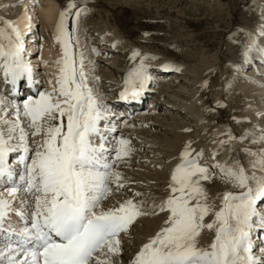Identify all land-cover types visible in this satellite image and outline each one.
Returning <instances> with one entry per match:
<instances>
[{
    "label": "snow or ice",
    "instance_id": "1",
    "mask_svg": "<svg viewBox=\"0 0 264 264\" xmlns=\"http://www.w3.org/2000/svg\"><path fill=\"white\" fill-rule=\"evenodd\" d=\"M84 11L77 0H68L55 30L63 51L55 61V84L22 103L9 96L23 80L29 87L36 82L22 55L20 30L0 20V83L12 86L11 93L0 92V187L7 193L0 191V264H117L121 235L149 214L134 199L105 206L125 187L116 165L131 148L127 139L109 138L116 127L88 84L83 57L74 53L69 18ZM261 40L264 24L248 32L245 64H251L253 51L264 58ZM139 55L134 51L131 58ZM151 79L141 59L128 73L121 97L136 98ZM239 138L259 144L264 131L246 130ZM191 151L186 144L165 198L152 205L151 214H162L163 223L129 264H264L253 244L255 232L264 237V148L245 149L252 158L247 167L239 160L205 166L199 162L203 153L194 157ZM217 170L227 185L219 206L209 203L204 187ZM206 233L210 242L202 244Z\"/></svg>",
    "mask_w": 264,
    "mask_h": 264
},
{
    "label": "bare ground",
    "instance_id": "2",
    "mask_svg": "<svg viewBox=\"0 0 264 264\" xmlns=\"http://www.w3.org/2000/svg\"><path fill=\"white\" fill-rule=\"evenodd\" d=\"M0 1H1L0 3H2V7L5 5H8V11H6L4 9H3L4 11H2L1 7H0V15L2 14V17H4L5 20L11 21L16 27H18V29L20 30L22 35L27 30H30V33L27 35V37H29L30 39L33 38L32 39V40H34L33 43L38 41L39 40L38 30H37V26L35 25L37 11H34L35 7L32 8V6L33 5L35 6V3L39 2V0H0ZM110 1L122 2V1H126V0H110ZM127 1H130V0H127ZM67 2H68V0H45L44 6H42L39 10V13L41 15L43 23L49 24V22L51 20H54V18L56 17L55 6L58 7V5H56L57 3L59 4L60 9L62 11ZM253 3L257 9V10H255V16H254V19L257 21L252 25V29H250L251 32L256 31L257 25L264 24V15H262V14H264V0H254ZM185 5H186V3H185ZM189 5H190V3H189ZM197 12H198L197 7L196 8L195 7L194 8H189V7L183 8L182 7L181 9L178 10V14L181 16L188 14V13H193V15H194ZM58 20H59V18H58ZM58 20H57V22H58ZM70 22H72L71 17L69 18V23ZM73 22H74L75 26H80V25H78L79 21L76 17L74 18ZM75 26L73 27V30H75V28L78 29V27H75ZM55 29H56V27H55ZM102 29H104V28H102V27L99 29L95 28L93 31H91V34H89V35H86L87 31L85 29H82L81 33L79 30L80 34L76 35L75 34L76 30H75L74 31V45L75 46H74L73 50L77 53L78 52L81 53L82 56H84V59H86V61L88 60L87 63H85L86 65L84 66L85 72L87 71L86 72L87 78L88 77L91 78V79H89L88 84L93 89V92H94L95 96L99 99L101 105L108 110L109 120L113 121V123H111V125H115V127H116V131L113 133H117V130L118 131L120 130V132L122 131V133H123V135H121L119 138H117V139L115 138V139L119 140L121 138H124L130 142L131 154L128 157L124 158L123 161L118 162L116 165L117 170H119L122 173V175L125 179V187L127 186V189H125V187H124L123 189H120L118 192H114V194H112V198H110L108 201H106L105 206L115 205L118 202L123 201L125 199H134V197L136 198V195H135L136 193H141L138 191H134L135 193L131 192L130 197H126L127 195L126 196L120 195L122 192H124V190H128L130 187H134L135 184H134V181H131L132 180L131 177L134 175L135 176L137 175V173H136L137 171H135V170L140 169V168H146L148 166V164L149 165L151 164L149 162L147 163V161H149V160H147V158L150 160L152 159V157L150 158L152 152L150 154H148L149 156L144 155L145 157L148 156L146 159L136 157L135 154L136 153L140 154L141 151H145V150L150 151V147L147 148L148 145L145 146L144 144L145 143H147V144L151 143L150 145H152L153 142H151V140L144 141L143 139L142 140L136 139L135 137L136 136L143 137L141 135L142 130L140 128H142L146 123H148V124L151 123L150 125H148L150 127H152V126L157 127L161 123L159 121L161 114L158 115L157 114L158 112H161V111L171 112L173 110L178 111V112H174V113L170 114L168 117L163 118V119L166 118V120L168 119V121L170 119V121H172L173 124H175L179 127L178 128L177 126H175L177 130L174 129V127H173L174 130L171 129L172 131L168 132L169 136L167 137V135H166V137H164V139H162L163 144L160 142L162 144V147L160 145V147L162 149H159V148L156 149V151L158 150V153L165 156V163L162 159H159L157 161H155V159L152 160L154 162L151 161L153 165L154 164L155 165L160 164V162L162 163V161H163V163L165 164L169 173L162 174V173L156 172V174H155V172H154L151 174H145V172L150 171V169H148L146 171L144 170L143 172L140 170V173H139L140 176L143 175V176L147 177L150 175L149 176V179L151 178L150 180H153L154 179L153 177H157V178L161 177L162 183L161 182L160 183L163 184V186H161V187H164L166 184L168 185V183L170 182L171 170L174 169L175 166L180 162V153L182 151L179 152V149H181L182 146H184L186 144H190V147L195 148V149H193L194 151L191 153L192 156L195 157L197 155V153H200V152L203 153V155L199 156V162L202 165L214 166L217 163L222 164V165H226L225 160H223V158H221V159L216 158V155L215 156L213 155L214 152L212 150H209V152H207L208 149H210V148L213 149V147H214V145H213L214 142L209 135L210 134L209 132H212L213 130H209L212 126H210V125H209L210 127L206 126L208 121H206L207 118L206 119L204 118V111L206 110L207 105L206 106L201 105V102H199V101L202 100V98L200 99L199 94L203 95V93H204L203 91L206 88H208V86H207L208 82L205 80L201 85L202 88L199 87L201 82L198 85L196 84V83H198L199 80H201L203 78L205 73H206V75L204 77H206L210 81L209 83H211L209 85L208 90L210 91V94L215 99L227 100V99H230V98H228L230 96L232 101L233 100L239 101V102L242 101L243 102V103L241 102L242 107L239 110L241 114L239 117L244 116L245 120H249V121H251V123H253V125H257L259 121H257V123H256L255 122L256 120H254L255 119L254 116L255 115L257 116V114L260 113L262 116V120L260 122H262V121L264 122V59L261 58L259 53L253 51V53L251 54L254 57V59H252L251 63H254L256 65V68H257L256 71H254L255 69L252 68V70H250V72H247V69H245V68H247L248 66H251V64L248 65V64L244 63L243 54H242L241 59L238 60V61H240L238 65H240L241 67L237 68V67L233 66V69L230 72H228V76H227V75L221 74V70H220L221 66L217 67V65H216V67L220 71L214 72L216 70L215 69L216 67L213 65L214 62L212 65L215 68L213 69V66H212L210 71H208L207 68H209V66H211L210 63L214 60L208 62V60L206 59L207 57L205 56L206 54L202 55L203 53L202 54L200 53L201 55L198 57L197 53L193 52V54L190 53L189 57L186 54H183L184 56L181 55L182 61L187 62V63L183 62L182 66H181V63L178 64L176 61H174V59L172 60L173 62H169L170 60H168L166 62H151L150 59L148 61L149 56H147L148 58L146 57L144 64L147 66L148 74L151 76V78H153V81L152 80L149 81V83H150L149 85H152V86H150V89H156L157 91H159V93H157V94L153 93L152 94L153 96H155V98H154V102L150 106L151 108H148V110H145V109H147V102H143L139 106V108L136 109L138 116L132 120L125 121V123L122 124L121 129H119L120 124L117 125V123H120L119 121H121V119L125 118L126 116L123 117V114L125 111L123 109L120 110L121 104L117 101L118 94H119V91L121 90V88L125 85V80L127 79L128 73L130 72V70L133 69L134 67L138 66L139 64H133V65L128 67L126 64L122 65V63H123V61H122V63H121L122 66L120 65L122 68L118 69L117 67L112 66V65H115V61L111 57L115 54V52H122L123 50H125L124 47L126 46V44H125L126 42L124 43V41L121 37H115L116 34H115V36H113L112 33H108V31H107L108 34H106L104 32L105 29H104V31H101ZM246 31L244 33H242V35L245 36L246 39L248 40V32H246ZM235 36L238 37V35H235ZM239 38H238V40H239ZM42 39L44 40V46L42 48L41 59H42V64L45 68L44 73H46V75H47L50 70L56 71V69H59V66L55 63L56 59H58V58H56L55 60H53V59L49 60L50 52L52 55V51H53V50L51 51V49H52L51 42L46 37H43ZM93 40H94V42H91ZM236 40L237 39L235 38V41ZM247 40H246V43H247ZM4 42L7 43V41H4ZM121 43H123V45ZM260 43L264 44V40H261ZM22 44L26 45V43L23 42V39H22ZM28 47H29V45H28ZM242 50H244V49H242ZM136 51H138V50H136ZM132 53H130V54H132ZM53 54H54V52H53ZM54 55H55L54 57L57 56L56 54H54ZM91 55H94V56L92 58H90ZM32 57H35V56H32ZM58 57H60V56H58ZM117 58H119V57L117 56ZM215 61H216V59H215ZM100 62H103V63H101L100 71H98V72L94 71V73H90L91 70L92 71L95 70V67L97 65H99ZM257 63H259L260 65H258ZM118 67H119V65H118ZM199 68L201 71L198 73ZM225 68L227 69V67H225ZM177 69H179V70L177 71ZM46 70H48V72H46ZM224 70H223V72H224ZM38 71L39 70L37 69V73H38ZM225 72H227V70H225ZM155 75L157 77H155ZM251 75L253 77H251ZM159 76L161 79L165 80V83L162 85L159 82L158 83L155 82V80L159 79ZM225 76H227L226 80H225ZM46 77L48 78V76H46ZM175 77H177V78H175ZM51 78L46 79L47 85H48L47 87H49V89H50L49 91H51V88H52L51 86H53L52 83H49V81H51ZM115 78H116V80H115ZM185 79H187V80H185ZM241 79L242 80L247 79V81L244 80V81H242L243 83H241V84H246V85H241V84L237 83V80H241ZM174 82H179V83L174 85ZM113 85H115V86H113ZM173 85L177 86L178 90L174 89L172 87ZM181 85H182V88H180ZM158 86H161V88H157ZM197 87H198V89H197ZM40 88H41V86H40ZM40 88H39L40 91H46L48 89V88L47 89H44V88L40 89ZM114 88H116V89H114ZM108 90L110 91V92H108V97L103 101V98L105 97L104 91H108ZM0 92L10 93L9 89H4L3 91L0 90ZM244 92L247 94V96L244 95ZM28 94H30V93H28ZM28 94H26V95H28ZM98 94H100V95H98ZM205 97H206V101H208V99L211 100L210 97H208V96H205ZM23 98H25V96L21 97V94L20 95L18 94V97L16 98V100L18 102L22 103ZM9 99H13V96L10 95ZM160 103L164 105L163 106L165 108L164 110L161 109L162 105L160 106ZM215 103L218 104L217 102H215ZM233 103H235V102H233ZM151 113H153L154 115L150 116ZM179 113L180 114L182 113V115L180 116ZM117 116H119V118H117L118 121L114 119ZM158 116H160L159 119H157ZM216 117H213V115H210V118L212 120H216ZM163 119H161V120L163 121ZM153 123H155V124H153ZM165 123L167 124V122H165ZM169 125H170V123H169ZM185 126H186V128H185ZM254 131L256 133H258V131L260 133H261V131H264V123L258 124L257 128ZM139 133H140V135H139ZM134 134H137V135H134ZM245 134H246V132H244L243 136ZM198 135L201 136V139L197 138ZM111 136H112V134H111ZM109 138H111V137H109ZM186 139H187V142H186ZM133 142H134V146H133ZM246 144H249L250 146L252 144V145H254V147L257 146L256 144L252 143L250 139H248V141H246ZM154 145L155 144H153V146ZM237 145H238V143H237ZM236 146H234V147H236ZM241 146H242V144H241ZM258 146H259V148H264V142L259 143ZM253 150H256V149H253ZM220 151L225 152V150H222V149ZM216 152H215V154H216ZM154 155L155 154H153V157L156 156V155L155 156ZM141 157H142V155H141ZM13 161L15 164V160H13ZM139 162H141V163H139ZM144 163L145 164L147 163L146 167L142 166ZM163 163H162V165H163ZM244 165L246 167L248 166V164H244ZM20 168L22 170L23 165H21ZM132 171L135 173H132ZM210 171H212V167H210ZM248 171L251 172L252 169L248 168ZM215 173L217 174L216 175L217 176L216 181L215 182L213 181L215 184L212 187L210 186L211 188L207 191V196H208L209 203L215 202L216 205L219 206L220 199L222 198L223 193L227 188V185H226L224 180L220 179L221 177H219V176H221V175L219 174V171L217 170ZM135 178L137 179V176ZM140 179H142V178H140ZM156 181H158V180H156ZM159 181H160V179H159ZM136 182H137V180H136ZM147 182H148V180H147ZM139 183L142 184L141 180ZM149 183H151V181ZM155 183L153 184V186L150 184L152 187L150 190L145 189V193H147V195L144 197H146L147 199L148 198L150 199L149 205L151 207L154 203H159V201H160L158 199V196H157V195H159L158 192H160L159 191L160 189H158L159 187L156 188L154 186ZM144 184L146 185V183H144ZM205 184H207V183H204V185ZM145 187L148 189L149 185L147 184ZM207 187H209V186H207ZM133 189H135V188H133ZM156 189H158V191ZM161 189H163V188H161ZM167 190H168L167 188L163 189L164 197L166 196ZM2 191L5 193V195H7L6 189H3ZM161 195L163 196V194H161ZM161 197L159 196V198H161ZM134 200L140 201L141 199H134ZM157 219L158 218H156L154 221V218L153 219H151L150 217H149V219L143 218L142 219V221L144 220L143 224H142L143 226L141 227L140 226L141 223L139 221L140 217H139L138 219H136V222H134L135 223L134 226H131L127 233H123L121 235V239L123 237H125L124 239H122V241H124V242L131 241V240H129V237H131V236L134 237V235H135V240H132V242L135 241L133 244L136 245L137 248H139L143 242H146V239H148V237L150 235L152 236L159 229V227L163 223L164 217L162 214H160V219H158V220ZM259 234H260L259 232H255L253 235L255 237ZM210 239H211V234L206 233L204 238L201 240V243L202 244L209 243ZM125 244L126 243H124L123 245L125 246ZM253 244H254L255 255L257 257H264V252L260 251L261 248H264V243H262V241L259 240V237H257L256 240L253 241ZM120 259L121 258H119V261H120Z\"/></svg>",
    "mask_w": 264,
    "mask_h": 264
},
{
    "label": "rangeland",
    "instance_id": "3",
    "mask_svg": "<svg viewBox=\"0 0 264 264\" xmlns=\"http://www.w3.org/2000/svg\"><path fill=\"white\" fill-rule=\"evenodd\" d=\"M185 1L186 0H130V1L126 0V1H122V2H117V1H110V0H77L78 6L82 7L85 10L84 12H82L80 17L78 18V21H79L78 25H80L81 27L75 26V24L73 22L75 17L73 16V17H71L72 22L69 23V29L72 31L74 26L78 27V29L75 28L76 31L74 30L76 35H79L81 33L82 29H85L87 31L86 35H89V34H91V31H93L95 28L99 29L102 27L105 29V31H104V29H102L101 31H104L106 34L112 33L113 36H115V34H116L115 37H121L123 39L124 43L126 42L125 43L126 46L124 47L125 50H123L122 52H115V54L111 57L115 61V65H112L110 63L112 66L117 67L118 69L122 68L121 66L123 64H126L128 67L133 65V64H139L141 59H143V61H145L147 56H149V58L147 57L148 61L150 59L151 62H166L168 60H170L169 62H173L172 60L174 59V61H176L178 64L181 63V66H182L183 62L184 63H187V62L182 61L181 55L186 54L189 57L190 53L193 54V52H195V53H197L198 57L202 53H203L202 55L206 54L205 56L207 57L206 59L208 60V62L214 60L210 63L211 66H209V68H207L208 71H210V69L213 65L215 67L217 65V67L221 66L220 67L221 74L228 76V72H230L233 69V66L235 67V65L239 64L240 61H238V60L241 59V56L243 54L242 49H244L247 39L245 36L242 35V33H244L246 30H247L246 32H250L251 31L250 29H252V25L257 21L254 19L255 10H257L254 3H253L254 0H187L186 2ZM44 3H45V0L44 1L39 0V2L35 3V6L34 5L32 6V8L35 7L34 11H37L35 25L37 26L39 37H42L44 35L43 37H46L48 40H50L51 46H52L51 51L52 50L53 51H52V55L50 52L49 60H52V59L55 60L56 58H60L63 55L61 45L55 38V30H56L55 27H56V23H57V20L59 18L61 9H60L59 4L57 3L56 5H58V7L55 6L56 17L54 18V20H51L49 22V24L43 23L41 15L39 13V10L42 6H44ZM185 3H186V5H185ZM189 3H190V5H189ZM0 7H1L2 11H4V10L8 11V5H5L2 7V3H0ZM182 7L183 8L184 7H189V8H194V7L196 8L197 7L198 12L195 13L194 15H193V13H188V14L181 16L178 14V10L181 9ZM0 20H5V18L2 17V14L0 15ZM79 30H80V33H79ZM107 31H108V33H107ZM235 35H238V37H236ZM235 38L237 39L236 41H235ZM238 38H239V40H238ZM91 42H94V40ZM121 44L123 45V43H121ZM136 50H138L140 55L137 56L133 60L131 58L132 54H130V53H132ZM53 52H54V54L57 55L56 57H54L55 55L53 54ZM74 53L76 55V58H78V59L80 57H83V60L85 61L84 62V66H85L86 65L85 63H87L88 60L86 61V59H84V56H82L81 53H79V52L77 53L75 51H74ZM58 56H60V57H58ZM93 56L94 55H91L90 58H92ZM117 56L119 58H117ZM215 59H216V61H215ZM122 61H123V63H122ZM213 62H214V64H213ZM101 63H103V62H100V64L96 66L97 68L95 67V70H93V71L91 70L90 73H94V71L95 72L100 71ZM121 63H122V65H121ZM117 64L119 65V67ZM214 66H213V69L215 68ZM254 66H248L245 69H247V72H250V70H252V67L254 68ZM217 67L215 68L216 70L214 72L220 71ZM225 67H227V69ZM223 68L225 70H227V72H225V70ZM222 69L224 70L225 73L223 72ZM254 69H255L254 71H256V66ZM40 70H41V72H43L45 69L43 68ZM58 70L59 69H56V71L50 70L49 72H48V70H46L48 72V74L45 76H43V75L41 76V78H42L40 81V83L42 85L41 89L47 87V85H46L47 80L46 79H50L51 77H52L51 81H52V84L54 86L55 78H56L55 75L58 74L57 73V72H59ZM200 71L201 70L199 68L198 73ZM205 75H206V73H205ZM46 76H48V78ZM204 76L196 84L198 85L201 82L199 87L202 88V86H201L202 83L205 80L208 82V84H207L208 88H206L203 91L204 92L203 95L199 94L200 99L202 98V100L199 101V102H201V105L202 106L207 105L206 110L204 111V118L205 119L207 118L206 121H208L206 126H208V127L212 126L211 127L212 129L210 128L209 130H213L212 131L213 133L209 132L210 133L209 135L214 142V144H213L214 150L211 148L208 150L206 149L207 152H209V150H212L214 152L213 155L214 156L216 155V158H218V159L223 158V160H225V162H226V165H229V166L233 165V162L235 160H239L243 164L249 165L252 158L247 154L245 149L251 148V149L257 150V149H259V146H258V144H256L257 146H255V147L252 144L250 146L249 144H246V141H248V139L247 140L246 139H240L239 137L243 136V134H244V132H246V130H255L257 128L258 124L264 123L263 121L260 122L262 120L261 114L258 113L257 116L255 115L256 117L254 116V118H255L254 120H256L255 122L257 123V121H259L257 125H253V123H251V121L245 120L244 116L239 117L241 114L239 110L241 109L243 102L241 101L242 102L241 103L239 101H234V100L232 101L230 96L229 97L227 96L228 98H230L227 100L215 99L210 94V91L208 90L209 85L211 83H209L210 81ZM227 76H225V80H226ZM175 78H177V77H175ZM89 79H91V78L88 77V81H89ZM115 80H116V78H115ZM185 80H187V79H185ZM244 80L245 79L237 80V83L241 84V83H243L242 81H244ZM245 81H247V79ZM178 83L179 82H174V85H176ZM174 85L172 87L174 89L178 90L177 86H174ZM241 85H246V84H241ZM53 86H51V87L53 88ZM113 86H115V85H113ZM52 88H51V90H52ZM180 88H182V85L180 86ZM114 89H116V88H114ZM197 89H198V87H197ZM108 92H110V91L109 90L104 91L105 97L103 98V101L108 97ZM98 95H100V94H98ZM244 95L247 96V94L245 92H244ZM205 96L210 97L211 100L208 99V101H206ZM154 98H155V96L153 98L149 99V101L147 102V105L149 107L147 106V109H145V110H148V108H151L150 106L154 102ZM215 102H217L218 104H216ZM233 102H235V103H233ZM160 106L162 107L161 108L162 110L165 109L163 107L164 106L163 104L160 103ZM174 112H178V111L173 110L171 112H166V111L158 112L157 114L158 115L161 114V117L158 116L157 119H159V117H160L159 121L161 123L157 127L156 126L150 127L148 125H150L151 123H149V124L146 123L142 128H140L142 130L141 135L144 138L140 137V136H136L135 138L141 139V140L143 139L144 141L151 140V142H153V143H152V145H150L151 143L150 144L145 143L144 144L145 146L148 145L147 148L150 147V151L145 150V151H141L140 154L136 153L135 154L136 157L146 159L149 156L148 154H150L152 152L156 156L154 155L155 157H153V154L151 153L150 158L152 157V159L150 160L147 158V160H149V161H147V163L149 162L152 164V162H154L152 160H154V159H155V161L162 159L165 163V156L158 153V150L156 151V149H158V148L162 149L161 148L162 144H163L162 139H164V137H166V135H167V137L169 136L168 132L172 131L171 129H173V127H174V129H176L175 126H177V125L173 124L172 121H170V119H169V121H168V119L166 120V118L163 119L164 117H168L170 114H172ZM151 115H154V114L151 113L150 116ZM181 115H182V113L180 114V116ZM210 115H213V117L217 116L216 120H212L210 118ZM161 119H163V121ZM165 122H167V124ZM169 123H170V125H169ZM153 124H155V123H153ZM185 128H186V126H185ZM259 131H258V133L260 134ZM229 133H231V135L235 138L229 140L228 139ZM258 133H256V134L259 135ZM120 135H123V133L119 132V136ZM134 135H137V134H134ZM139 135H140V133H139ZM199 135L197 138L201 139V136H199ZM220 141H226V143L221 144V143H219ZM186 142H187V139H186ZM236 142L238 143V145ZM153 144H155V145L153 146ZM241 144H242V146H241ZM160 145H161V147H160ZM133 146H134V142H133ZM234 146H236V147H234ZM183 147H185V145L182 146L181 149H179V152L184 150ZM191 148H192L191 149L192 150L191 153H192L194 151L193 149H195V148H193V147H191ZM221 149L225 150V152H223V151L221 152L220 151ZM215 152H216V154H215ZM141 155H142V157H141ZM144 155L145 156L148 155V156L145 157ZM163 161H162V163H163ZM139 163H141V162H139ZM147 163L146 164L144 163L142 166L146 167ZM162 163L160 162V164H156V165L154 164L155 166L153 164H152L153 166L151 164L150 165L148 164V166L146 168L136 169L135 171H137L136 172L137 173V175H136L137 179L135 178L136 177L135 175L131 177V179H132L131 181H134V184H135V185L133 184L134 187H130L128 190H124V192H122L120 194V195H125V196L127 195L126 197H130L131 192H134V191H138L141 193L143 192L142 194L140 193L141 195L136 196V198L134 197V199H141L140 201L137 200L138 203L143 202L142 203L143 210L149 213L146 216L140 217L139 221L141 223V225H140L141 227L143 226L142 225L143 221H144V220L142 221L143 218H146V219L147 218L149 219V217L151 219L154 218V221L156 218L160 219V215H152L151 214L154 211V209H153V207H151L149 205L150 199L149 198L147 199L146 197H144L147 195V193H145V189L150 190L152 188L151 185L153 186V184L156 182L154 186L156 188L159 187L158 189H160L159 191L161 193L158 192L159 195H157V196H158V199L161 201L162 199L165 198L163 189H166L168 185L164 184L166 187L165 186L161 187V186H163V184H161L162 183L161 177H158V178L153 177L154 179L150 180L151 179V178L149 179L150 175L145 177L143 175L140 176L139 173H140V170L143 172L144 170L146 171L148 169H150L151 172L150 171L145 172V174H151L154 172H155V174H156V172H159L162 174L169 173L165 164L163 163V165H162ZM132 173H135V172L132 171ZM216 175L217 174L215 173L213 179H210V180L204 182V183H207L204 185L206 192L215 184L214 182L216 181V178H217ZM219 177H221V176H219ZM140 178H142V179H140ZM159 179H160V181H159ZM220 179H222V178H220ZM136 180H137V182H136ZM140 180H141L142 184L139 183ZM147 180H148V182H147ZM156 180H158V181H156ZM150 181H151V183H149ZM144 183H146V185L147 184L149 185L148 189L145 187L146 185ZM207 186H209V187H207ZM160 187L163 189H161ZM133 188H135V189H133ZM125 189H127V186L125 187ZM158 189H156V190L158 191ZM161 194H163V196ZM159 196L160 197L162 196V197L159 198ZM110 198H112V195ZM105 204H106V202H105ZM156 211H158V209H156ZM138 218H136V219H138ZM136 219L134 222H136ZM134 224L135 223H133L132 226H134ZM124 238L125 237H123L122 239H124ZM129 240H131V241H127V242L122 241L123 242L122 245L124 243H126V244H125V246L124 245L122 246V253L118 257L115 258L117 261V264H123V263L129 264V260L131 259V257L134 255V253L136 251H138L139 248H137V246L133 244L135 241L132 242V240H135V235H134V237L133 236L129 237ZM119 258H121L120 261H119Z\"/></svg>",
    "mask_w": 264,
    "mask_h": 264
}]
</instances>
